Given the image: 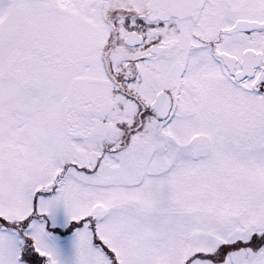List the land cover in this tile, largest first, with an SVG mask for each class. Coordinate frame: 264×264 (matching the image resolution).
I'll list each match as a JSON object with an SVG mask.
<instances>
[{"label": "snow or ice", "instance_id": "snow-or-ice-1", "mask_svg": "<svg viewBox=\"0 0 264 264\" xmlns=\"http://www.w3.org/2000/svg\"><path fill=\"white\" fill-rule=\"evenodd\" d=\"M0 264H264V0H0Z\"/></svg>", "mask_w": 264, "mask_h": 264}]
</instances>
